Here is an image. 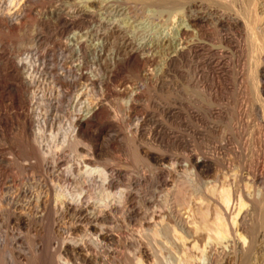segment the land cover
<instances>
[{"label": "rangeland", "instance_id": "374dc122", "mask_svg": "<svg viewBox=\"0 0 264 264\" xmlns=\"http://www.w3.org/2000/svg\"><path fill=\"white\" fill-rule=\"evenodd\" d=\"M87 1L0 3L5 12L15 13L22 6L18 11L25 14L10 29L0 19V264H13L12 253L15 259L19 258L17 264L66 262L57 260L56 250L43 251L36 246L41 239L53 243L55 190L68 183L75 188L77 181L85 177L95 195L94 187L99 181L96 171L108 165L136 177L139 183L132 191L145 202L136 198L139 217L123 222L117 214L118 226L104 224V230L113 229L121 240L137 235L152 239L151 230L156 226L161 229V236L154 242L161 249L162 261L173 260L185 253L170 235L174 223L157 216L151 223L152 212L173 208L187 216L190 208L205 206L209 207L208 218L212 220L213 210H223V206L210 190L219 192L229 184L256 195L258 205H253L251 214L258 238L243 255L232 253L226 264H264V188L253 185L248 176L245 178L256 164L264 172V94L257 93L255 85L259 78L264 85L263 72L258 71L264 70V0H115L108 9L77 16L75 7L86 6ZM57 12L74 19L76 26L65 31L55 16ZM194 16L200 21L192 24ZM222 17L227 19L222 22ZM112 25L120 30L111 32ZM183 26H189L185 34L181 31ZM75 39L84 40L85 47L76 50ZM162 42L170 45H161ZM104 44L101 56L99 49ZM137 44L141 47L136 57L125 61L126 51L118 48H135ZM79 70L96 85L84 86L86 82L78 80ZM71 79L77 82L76 86L57 85H65ZM28 82H32L30 87ZM100 82L106 85L101 88ZM27 91L37 100H28ZM133 92H138L135 107L128 109L126 101ZM42 95L53 108L45 141L58 144L57 149L64 155L65 162L58 171H45L37 165L41 160L39 143L24 130L25 119L31 118L36 131ZM98 100L107 108L97 117L98 123L94 119L90 129L85 128L87 131L78 129L74 120L80 116L81 104L92 107ZM156 125L162 126L164 134L156 139L148 137ZM73 126L79 132L72 139ZM141 149L162 154L166 159L162 163L153 161L143 156ZM190 155L207 159L211 163L209 171L195 170ZM176 158L183 163L177 164ZM83 159L90 162L91 174H85L83 164L78 165ZM70 165L74 171L67 181L66 168ZM160 169H173L172 177L163 184L156 178ZM127 181L124 179L111 194L116 196L125 190ZM17 187L26 189V196L48 194L45 208H37L29 196L20 197L32 214L22 226L7 223L10 207L2 198L9 192L14 195ZM187 197L191 198L189 202ZM41 214L46 220L44 231ZM71 223L67 220L64 225L65 239L95 237V232L85 231L82 224L78 231H71ZM190 240L185 247L190 248ZM118 252L127 258L123 263L135 264L133 248ZM68 262L74 264L72 260Z\"/></svg>", "mask_w": 264, "mask_h": 264}, {"label": "bare ground", "instance_id": "6f19581e", "mask_svg": "<svg viewBox=\"0 0 264 264\" xmlns=\"http://www.w3.org/2000/svg\"><path fill=\"white\" fill-rule=\"evenodd\" d=\"M11 1L12 3L14 1L20 3V0H11ZM21 1L25 3L28 0H21ZM112 2H115V0H88L86 6H77L75 7V10L73 12L76 13L77 16L93 15L94 13H97L96 11L103 10L104 8L108 9L109 7H111L113 5ZM0 3H2V0L0 1ZM20 8H18V10H20ZM5 9L6 8H3V5L1 4L0 19L4 22V27L6 29L14 28V24L18 23L21 19H23L22 15L25 14H22V12H19L18 10L16 11L15 8H14V10L16 11L15 13L13 12L10 13L8 11L5 12ZM59 13L57 12L55 16L62 23V27L65 31L74 28V26H76L74 19L64 18ZM226 17H222L221 21L223 22L225 19H227ZM198 20L199 19L197 16L191 18L192 24ZM235 23H237V21ZM109 29L111 32H117L120 30L119 26L117 25H112L110 26ZM188 30H189V26L187 28L186 27L184 28L183 26V28L181 29L182 33L184 34ZM78 40L75 39L74 45L75 48H77L76 50L79 51L80 49L85 47V44H84V40L83 41L80 40L78 41ZM161 45L168 46L170 45V42L168 43L162 42ZM105 47L106 46L104 44L101 45L99 49L101 56H103ZM140 47L141 45L138 44L137 47L135 48L133 47V45L130 47L129 45L127 46L123 45L119 47L118 50L126 51L124 60L130 61L136 57L138 51H140L139 50ZM258 71L263 72L262 78L264 79V70H258ZM78 80H81V82L82 80L86 82L84 86L96 85V82L89 80L87 74L82 71L78 73ZM261 82L262 81L259 78L255 84L257 88V93L260 92V95L261 93L264 94V85H262ZM76 83L77 82L75 80L71 79L70 81L66 82V84L64 83L65 85H63L60 82L57 85H59V88L64 86L71 87L74 86ZM30 84H32V82H28L27 86L30 87L31 86ZM104 85H106L105 82H100L99 84L101 88L102 86L104 87ZM137 93L133 92L129 94V97L126 101V108L131 109L132 107H135L134 103L137 99ZM27 96H28V100L30 101L31 100L33 101L37 98L35 97V95L29 93L28 91H27ZM45 97L46 96L44 95L40 96L41 101H39L40 105L36 120V122L38 123L36 131H34V129L32 128L31 118L25 119L24 130L36 142L39 143L38 153L41 156V160L39 164L37 163L36 164L45 171H49V170L58 171V169H60L62 164L65 162V160H64V155L62 154L60 149H57L58 144H50L51 142L47 143L48 141L47 142L45 141V135H46L45 131L48 121L50 119L49 118L51 111L50 108H52L50 106V103L48 102L49 100H47ZM82 105L83 104H81L79 110L80 113L78 114L80 116L77 117V119H75L74 122L78 129H82V130L84 129L85 131H87L85 128L90 129L89 126L90 124H92L91 122H93L94 119H96L95 120L96 123L98 119L97 117L101 115V112L103 114V111H105L107 108L106 105L99 100L92 107L91 105H83V106ZM84 107L86 108L83 110H86V112L82 110V108ZM167 110L169 109L167 108ZM76 127H74L72 130V136H71L72 139L78 135L79 131L77 132ZM108 131L110 132L112 130L109 129ZM163 131L164 129L162 128L161 125H156L155 127L149 130L148 137H154L155 139L159 138L161 137L162 135L161 133H163ZM135 132H136L135 134L136 137L140 135L139 127L136 128ZM65 139H64L65 143L68 142ZM69 139L71 138L69 137ZM141 152L143 153V156L145 155V157H148L149 159L156 162L162 163L166 159L165 158L166 156L162 154L161 155L154 154L150 152L148 149H141ZM189 160L192 162L193 164L192 167L195 168V170L198 169L201 172H207L211 168V163L207 159L204 158L197 159L194 158L192 155H190ZM182 161H183L182 159L176 158L177 164L181 165V163H183ZM82 164L86 168L85 174H91L92 170L88 168L90 162L87 161L86 159H83L78 163V165H82ZM261 169H260V165L256 164L252 170L247 171V173L245 174L246 175L245 178H247L248 176L247 179L251 181L253 185L261 186V188L263 186L264 188L263 185L264 172L261 171ZM73 171L74 168L72 167V165L66 168V173L68 174L67 181H69L70 176H73ZM172 171L165 169L157 170L156 178L158 177L161 180L160 181L158 179V181H160L159 183H161L162 181H167L170 177H172L171 176ZM96 172L99 181H98V185L94 187L95 195H93V193L90 190L91 187L93 189V186H91V184L88 186L86 185L85 177L81 178V180L79 179V182L77 181L78 186L75 188H72L70 183H68L65 186H57L55 190L54 200H53L54 219L52 222V229H51L53 238L50 241L53 243H49V242L45 243L44 240L41 239L36 246L38 250H43V251L50 249L56 250L55 256L57 260L58 261L66 260V262H64L63 264H71L70 262H68L69 260L74 261V264H125L128 261L123 263L124 261L122 262V260L124 258L120 257L121 253L118 252V250L122 248L134 249L135 264H226L232 253L235 252L236 256L237 254L243 255L244 253L249 251L252 246H254V243L258 238L257 237L258 235L255 233V228L253 226V222H254L252 220L253 214H251L253 213L251 212V210L253 209L252 207L256 203L254 198L256 195L254 194L255 196H253L249 193L243 192L240 189L233 188L232 185L230 186L228 184V186L223 187L219 192L216 189L210 190V193L212 195H217L219 197V200L221 201L223 206V210L217 208L213 210L214 212L212 216H214V218L211 217L212 220L208 218V216L210 215L209 214L210 209L209 207L204 208L205 206L203 208L201 206L200 207L195 206L190 208L189 214L187 216H184L179 211H177V209L175 210L173 208L165 209L164 211H160L158 214L156 213V211L152 212L150 218L151 223L155 222L156 216L160 217L161 220L163 221H169L174 223V226H172L169 229L170 235L177 244H181L183 246L185 252L181 257H176L173 260L162 261V258L160 256L161 249L154 242L156 238L161 236V229L157 228L156 226L152 228L150 234L153 240L144 237L143 235H137L136 237L131 239L127 238L121 240L113 229L106 231L102 226L104 224H110V225L115 224V226H118L116 219L118 217L117 214H120V218L123 219V222L132 221L137 217H139L140 209L137 208L136 198L140 199L141 197L139 198L138 196L139 194L137 195L132 191L136 189L135 184L139 183L138 181H136V177L129 174L128 172L123 171L122 168L120 169V167L118 168L114 165L104 166L101 169L97 170ZM92 179L89 180L90 183H92ZM124 179L128 180L127 181L128 185L125 186V188L126 187L127 188L125 190L120 191L116 196L111 194V191L117 188L118 186H120L124 181ZM167 182H165L164 184H167ZM134 185L135 188L132 189ZM262 191L259 192L262 193ZM27 192L28 191L26 189L17 187V191L14 195H12V192H9L2 197L7 202L9 207L12 209L11 210L9 208L10 213H8L7 216L8 219L7 223L10 222L17 226H22V225H26L29 222L30 218L32 217L30 208L29 207L26 208L24 204H22L20 201V197L22 196L25 197ZM27 196H29L31 203L35 201V205L37 208H40L42 206L44 208L46 207L48 202V194L45 195L38 194L36 196H30L28 193ZM143 199L144 198H141L140 200H142V202L144 203L145 201H143ZM190 200L191 198H189L188 202ZM248 202L250 203L248 204ZM192 203L193 201L191 202V204ZM255 205L258 204L256 203ZM41 218H42L41 228L44 231L45 230L44 224L46 222L44 214H41ZM67 220L72 221L69 227L71 231L73 232L78 231L80 229V225L82 224L86 226L85 231L92 229L95 232L94 235L95 237L92 238L87 237L80 239H74V238L65 239L63 237V232L64 230H66V227L64 225L66 224ZM118 221L120 220L118 219ZM155 224L156 223H154V225ZM13 233L14 232L11 231L10 235H12ZM12 238H14L13 235ZM189 238H191L190 243H192V245H190V248L185 247V243ZM4 239L2 237V241H5ZM13 241H14L13 244H15L17 240L14 238ZM19 242L22 243L21 240ZM112 244L118 246V248L119 247L121 248L116 250L117 248L116 249L113 248L111 246ZM169 250L173 252L172 248H170ZM12 254L10 255V260L14 259L13 264H17L18 261L17 259L19 258L17 257V259H15L14 258L15 256L13 257ZM124 260H127V258L125 257Z\"/></svg>", "mask_w": 264, "mask_h": 264}]
</instances>
